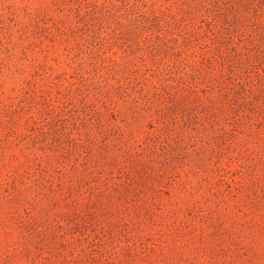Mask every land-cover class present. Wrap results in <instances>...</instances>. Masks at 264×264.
Returning <instances> with one entry per match:
<instances>
[{"label": "rangeland", "instance_id": "374dc122", "mask_svg": "<svg viewBox=\"0 0 264 264\" xmlns=\"http://www.w3.org/2000/svg\"><path fill=\"white\" fill-rule=\"evenodd\" d=\"M0 264H264V0H0Z\"/></svg>", "mask_w": 264, "mask_h": 264}]
</instances>
